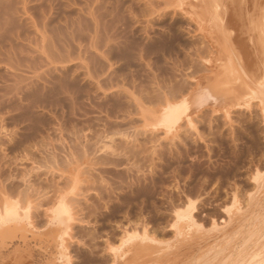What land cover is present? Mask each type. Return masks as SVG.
Masks as SVG:
<instances>
[{
  "label": "rangeland",
  "instance_id": "obj_1",
  "mask_svg": "<svg viewBox=\"0 0 264 264\" xmlns=\"http://www.w3.org/2000/svg\"><path fill=\"white\" fill-rule=\"evenodd\" d=\"M23 5L26 14L22 15ZM4 7H0V217L3 208L19 210L23 220L17 222L26 228L16 237L13 234L15 245L24 234L40 263L66 251L72 264H181L183 260V264L191 260L201 264L205 256L207 264H214L207 259L214 255L217 260L219 252L208 258L213 249L209 238L212 245L222 240L220 232L213 239L215 233L210 231L214 224L221 228L228 223V214L242 219L248 215L240 234L252 233V244L257 239L258 246L264 243V97L256 93L264 85L260 39L264 0H13L16 14L6 11L11 16L3 14ZM17 32L20 38H11ZM238 49L247 54L250 91L245 78L239 81L232 74L231 68L238 64L233 51ZM50 51L56 52L57 61L61 58L60 68L56 65L61 71L57 70L67 80L60 89L50 90L51 85L43 92ZM25 73L30 75L26 78ZM59 74L54 72V78ZM30 76H35L33 82ZM233 91H247V99L260 97L254 101L250 97V105L227 114L224 98ZM185 98L199 100L191 122H178L167 133L154 125L159 132L152 136L151 125L168 106ZM41 194L48 196L41 207L49 211L44 209L48 215L38 217V222L31 213ZM63 201L73 205L69 213L74 218L70 215L67 231L61 230L66 233L57 231L62 238L56 233L59 243L67 246L63 249L59 244L62 253L50 240L53 230L47 222ZM250 206L251 212L245 214ZM237 211H244L243 216ZM186 212L196 221H188L195 227L187 228L194 236L184 230V218L183 223L177 219ZM254 218L258 220L253 222ZM250 224L254 227L249 231ZM177 227L185 242L199 231L203 239L202 234L209 235L204 249L180 252L190 262L179 253V257L163 256V246L170 250L175 242L177 248L185 243ZM144 238L148 242L152 238L151 249L159 245L154 252L162 249L161 254L142 248ZM11 248H1L0 259L6 255V261L18 260L19 252ZM66 253L60 260L67 259ZM241 254L235 256L240 257L238 262L245 257Z\"/></svg>",
  "mask_w": 264,
  "mask_h": 264
},
{
  "label": "bare ground",
  "instance_id": "obj_2",
  "mask_svg": "<svg viewBox=\"0 0 264 264\" xmlns=\"http://www.w3.org/2000/svg\"><path fill=\"white\" fill-rule=\"evenodd\" d=\"M12 1L13 0H1L0 2H3V3H0V7H4L3 9H2V11H3V14L4 15H10V13H7L8 12V10L10 11L11 10V12H12V7H11V5H12ZM22 3H23V1H21ZM25 3V2H24ZM25 5V4H24ZM23 5V7H22V10H19V12L20 11H22L21 12V14L23 15L24 13L26 14V9H25V6ZM11 7V8H10ZM21 9V8H20ZM7 11V12H6ZM4 12H6V14L4 13ZM24 12V13H23ZM226 12H228L227 10H226ZM12 14L14 15V14H16V13H13L12 12ZM8 15V16H9ZM21 15V16H22ZM8 16H4L5 18H7ZM11 16V15H10ZM14 17V16H13ZM9 18V17H8ZM8 18H7V20H8ZM10 19V18H9ZM221 19V18H220ZM11 20H12V18H11ZM9 21V20H8ZM11 21H9V23H10ZM229 22V21H228ZM12 23V22H11ZM222 23V22H221ZM264 27V20H263V25H262V28ZM35 28H36V26H35ZM261 28V29H262ZM36 30V29H35ZM227 30V29H226ZM247 31V30H246ZM36 32L37 33H39V30H36ZM41 33V32H40ZM43 33L44 32H42V34H40V36L42 35V38H41V40H44V39H46V37L43 35ZM46 33V32H45ZM236 33V32H235ZM240 33V32H239ZM19 34H21V33H19ZM18 34V32L16 33V36H13V37H11V38H14V37H17V38H20V36L21 35H19ZM260 34V33H259ZM39 35V34H38ZM46 35H47V33H46ZM9 36H10V34H9ZM39 36V37H40ZM230 36V35H229ZM47 37H49L48 35H47ZM253 38V37H252ZM239 39V38H238ZM260 39H262V41H263V43H264V32H263V37H260ZM48 40H50L49 38H48ZM227 40H229V38L227 39ZM240 41H242L241 39H240ZM42 42H44V41H42ZM237 42V41H236ZM239 42V41H238ZM241 43V42H240ZM249 43V42H248ZM231 44V43H230ZM263 46V45H262ZM230 47H231V45H230ZM248 47V46H247ZM246 47V48H247ZM53 50V49H52ZM245 51V50H244ZM243 50H241V49H238V50H234L233 51V56L235 57V59H236V63H237V61H238V64H236V67H235V63L234 62H232L231 64H233L234 65V68H231V70H233L235 73H232V74H235L236 76H237V80H239V81H242V80H244L243 78H245L246 80H247V83H246V85H247V87H248V90H249V87H250V83H252L250 80H249V77H250V75L249 74H251V73H249L248 74V68H250L249 67V64L248 63H246V59H247V54H246V51L244 52ZM50 52H52L51 54H48V55H46V59L47 60H45L46 62H44V63H46V64H44L45 66H46V68H44L46 71H47V77H45L44 78V81L42 82V86H43V88H41L42 89V91L44 90V89H47V87L49 88L51 85H53V86H51V88H50V90H56V89H60L61 87H62V85H63V82L64 81H66L67 80V78H65L66 80H64V78L62 77V75L60 76V72H59V66L60 65H58L57 64V62H59V64H60V62L62 61H60V59H59V61H57L56 59H55V57H56V52L55 51H50ZM53 52L55 53V55L53 56ZM259 54V53H258ZM59 54L57 53V56H58ZM249 55V54H248ZM250 55H251V53H250ZM60 57V56H59ZM59 57H57V59L59 58ZM249 57V56H248ZM260 61V60H259ZM253 63V62H252ZM56 65H58V67L56 66ZM96 65V64H95ZM232 65V66H233ZM65 67V66H64ZM35 68V67H34ZM33 68V69H34ZM57 68L59 69V70H57ZM32 69V68H31ZM62 69H66V68H62ZM24 71H25V69H23ZM35 70V69H34ZM58 71V76H56V77H58L57 79H55L54 78V76L55 75H53L54 74V72H57ZM91 70V69H90ZM250 70V69H249ZM262 70V69H261ZM28 71V70H27ZM61 71V70H60ZM255 71V70H254ZM17 72H19V71H17ZM30 72H32V71H30ZM64 72V71H63ZM91 72H93V71H91ZM20 73V72H19ZM35 75H36V73H37V71L36 72H33ZM65 73V72H64ZM28 75H30L29 73H27ZM27 74L25 73V75H23L22 74V76H24V77H26L27 76ZM71 74V73H70ZM18 75H20V74H18ZM33 75V74H32ZM38 75V74H37ZM37 75H36V77H37ZM42 75V74H41ZM38 76H40V74L38 75ZM28 77V76H27ZM26 77V78H27ZM31 78L33 77H35V76H30ZM44 77V76H43ZM42 77V78H43ZM65 77H66V75H65ZM33 78H32V82H33ZM252 78V77H251ZM40 80V79H39ZM43 80V79H42ZM41 80V81H42ZM40 81V82H41ZM69 81V80H68ZM37 82H38V80H37ZM39 82V83H40ZM260 82V81H259ZM262 82V81H261ZM15 83V82H14ZM264 83V82H263ZM262 83V84H263ZM25 84V83H24ZM36 84V83H35ZM66 84H68V83H66ZM259 84V83H258ZM258 84H256V86L258 85ZM261 84V85H262ZM19 85V84H18ZM26 85V84H25ZM22 86V85H21ZM27 86V85H26ZM31 86H32V84H31ZM68 86V85H67ZM259 86V85H258ZM19 87V86H18ZM41 87V86H40ZM253 87V86H252ZM27 88V87H26ZM38 88V87H37ZM64 88H65V86H64ZM68 88V87H67ZM254 88V87H253ZM258 88V87H257ZM40 89V88H39ZM256 89V88H255ZM261 89L264 91V85L261 87ZM37 90V89H36ZM49 90V91H50ZM259 90V89H258ZM261 90V91H262ZM26 91V90H25ZM38 92H39V90H37ZM42 91H40V93L42 92ZM46 91V90H45ZM250 91V90H249ZM252 92H249V93H254V95L257 93V95H260V96H262V97H260V96H257L256 95V97H254L253 95L252 96H250V97H252V99H253V101L257 98V97H260L261 99L264 97L263 95H264V93H261V91H260V93L257 91L256 93L253 91V90H251ZM262 91V92H263ZM44 92V91H43ZM51 92H53V91H51ZM35 93H37V92H35ZM39 93V94H40ZM38 94V93H37ZM44 94V93H43ZM42 95V94H41ZM249 95V94H248ZM249 96H248V99H247V91H244V92H238V91H233V92H231V94H230V96H228V97H225L224 98V101H226V108H227V114L229 113V112H231L232 110H234V109H242V107H244V105H246L249 101V98H250ZM40 98V97H39ZM251 99V98H250ZM252 99H251V101H252ZM168 101V100H167ZM199 100H193V99H187V98H185V99H183V100H181V101H179V103H174V104H170L171 105V107H167V110L166 111H164V113L162 114V116L160 115V120H158L157 119V117H156V119L158 120L156 123H154V124H152L151 125V127L153 128L154 127V125H156L155 126V128L157 127V126H162L163 128H161V129H165L166 131V133L167 132H169L170 131V129H172V127L174 126V125H178V122L180 123L181 121H183V120H188L189 121V123L191 122V113L193 112V110H194V108H195V106L199 103L198 102ZM252 101V102H253ZM263 101V100H262ZM249 104V103H248ZM247 104V105H248ZM252 104V103H251ZM174 105V106H173ZM250 105V104H249ZM253 105V104H252ZM248 107V106H247ZM246 107V108H247ZM165 110V109H164ZM264 112V111H263ZM154 120H155V118H154ZM187 121V122H188ZM264 123V122H263ZM158 124V125H157ZM155 128H153L154 129V131H150L151 132V134H152V136H154V135H157L158 133H156V132H159V131H156L155 130ZM152 130V129H151ZM158 130H160V129H158ZM156 131V132H155ZM161 132V131H160ZM172 132V131H171ZM156 137V136H155ZM22 146V145H21ZM69 148V147H68ZM75 148H77V147H75ZM70 149V148H69ZM64 150V149H63ZM70 153H74V152H71V149H70V151H69ZM78 152H79V150H78ZM64 154V153H63ZM67 154V153H66ZM65 155V154H64ZM73 155H71V158H73L72 157ZM67 157H69V156H67ZM63 158V157H62ZM65 158V157H64ZM70 158V159H71ZM66 160V159H65ZM63 162H65V161H63ZM68 162V161H67ZM73 162H75L74 160H73ZM70 165V164H69ZM53 175V174H52ZM54 177V176H53ZM25 180V179H24ZM31 183V182H30ZM29 183V184H30ZM26 184H28V183H26ZM258 184V183H257ZM26 186V185H25ZM29 186V185H28ZM263 186H264V183H263ZM24 187V186H23ZM260 187V186H259ZM26 189H27V187H25ZM263 188V187H262ZM29 189V188H28ZM259 189H261V188H259ZM262 190V189H261ZM24 191V190H23ZM22 191V192H23ZM262 191H264V190H262ZM19 192V191H18ZM259 192H260V190H259ZM262 193V192H261ZM260 193V194H261ZM50 194V193H49ZM260 194H258L259 196H260ZM34 195V194H33ZM257 195V196H258ZM46 196H47V194H46ZM45 195H39L38 196V199L39 200H37V201H39V202H35L34 201V203H38L36 206H34L35 208H34V210H33V213H31L32 214V218H34L35 220H36V218H37V220H38V217H41L42 215H48L47 214V212L49 211V209H46V208H43V207H41L42 206V203H43V200H44V198L45 199H47V197H46ZM257 196H254V197H257ZM50 197V196H49ZM253 197V198H254ZM2 198V197H1ZM32 198V197H31ZM258 199H259V197H257ZM35 199H36V197H35ZM252 200V199H251ZM250 200V202L253 204V202H255V201H253V200H256V199H253L252 201ZM257 201V200H256ZM262 201H264V199H262ZM262 201H260V202H262ZM29 202V201H28ZM65 201H63L62 202V204L60 203V205H59V203H57L58 204V206L54 209V210H52V216L50 215L49 217H51L50 218V222H47V223H49V225L52 227V230H53V233L52 232H50L51 231V229L49 230V233H48V235H52L53 237H49V236H47L48 238H50V240H53V243L55 244V245H57V247H62L63 249H65L66 247L65 246H62L60 243H59V239L60 238H62L61 237V233L60 232H57V231H61V230H64V228H65V231H67L66 230V228L69 226V224L66 222L67 220H71L70 218H68L70 215H72V217H73V214L71 213H69V210H70V208L69 207H73V205H69V204H67V205H69V206H67L66 204H63ZM2 203H4V202H2ZM19 203V202H18ZM30 203V202H29ZM66 203V202H65ZM250 203V205H252ZM263 203V202H262ZM262 203H260L261 205H262ZM1 204V203H0ZM5 204V203H4ZM21 204V203H20ZM19 205V204H18ZM29 205V207H30V205L31 204H28ZM33 205V204H32ZM92 205V204H91ZM257 205H258V203H257ZM257 205H256V207H257ZM85 206V205H84ZM95 206V205H94ZM102 206V205H101ZM14 207V206H13ZM12 206H10V207H6V208H3V212H2V214H1V217H0V250H1V248H9V247H13V248H11V250L12 249H15L16 251H18L19 252V259L18 260H16V261H14V262H12V260H11V262L10 261H6V258L7 257H4V256H6V255H4L1 259H0V264H72L73 263V258L71 259L70 257L68 258V255H67V253H66V251L65 250H63L61 247H60V249H61V251L63 250V251H65L64 252V254L66 253V256H67V259L65 260V259H63V261L62 260H60V259H62V258H65L64 256V254L63 255H61L62 257H60V254H59V257L60 258H57V257H54V258H50V260H49V257H48V259L46 258V260H44V262L42 263H40V262H38V260L37 259H35V256H34V250L32 251V250H30V247L27 245L28 243L27 242H25V238H24V234H23V236H20V237H18V239H20V243L18 242V244H16L15 245V243H13L12 242V239H15V233L17 232V231H19V232H21L22 230H25L24 228H26V224L25 225H22V223L20 222V223H18L17 221L20 219L19 217H20V214H19V212L17 213V211H19V210H15L14 208H13ZM18 207V206H17ZM83 207V206H82ZM81 207V208H82ZM87 207V206H86ZM1 208H2V206H1ZM24 208V207H23ZM42 208H43V210H42ZM69 208V209H68ZM74 208V207H73ZM96 208V207H95ZM251 208V206L249 207V208H247V210L248 209H250ZM262 208H264V204H263V206H262ZM17 209V208H16ZM33 209V208H32ZM44 209H46V210H48L47 212L46 211H44ZM30 210H31V208H30ZM30 210L28 209V212L30 213ZM71 210H74V209H71ZM83 210V209H82ZM86 210V209H85ZM246 210V209H245ZM244 210V211H245ZM251 210L252 209H250V211H245V214L247 213H249V212H251ZM255 210H256V208H255ZM261 210H263V209H261ZM2 211V210H1ZM22 211V210H21ZM243 211V212H244ZM257 211V210H256ZM259 211V210H258ZM257 211V212H258ZM70 212H72V211H70ZM74 212V211H73ZM190 212V211H189ZM188 212V213H189ZM238 213H239V211H237ZM242 211L240 212L241 214H242V216H243V213ZM257 212H255V213H257ZM185 213V212H184ZM187 212H186V214H184V216H182L181 217V215H180V218L178 217L177 218V216H179V214L176 216V218L177 219H179V223H183L182 222V219L184 220V223L186 224V228L184 229V230H186V232H187V228L189 229L190 227H195V223H194V225H193V222H192V224H191V222L189 223L188 221H190L191 219L193 220V217L191 218V219H189V217H190V215L188 214ZM239 213V214H240ZM255 213H254V215H255ZM19 214V215H18ZM25 214H27V212L25 213ZM99 214V213H98ZM180 214H183V213H180ZM187 214H188V220L186 219V217H187ZM191 214V213H190ZM237 214V213H236ZM94 215V214H93ZM92 215V216H93ZM192 215V214H191ZM229 215V214H228ZM228 215H226V220H228L229 219V221H228V223H223V219H221V222L223 223V224H225V225H223L221 228H218L219 226H217L216 224H214V226H215V228H214V230H211L210 232L212 233L213 231H214V233H215V235H212L211 234V236H213L212 238L214 239V238H216V234L218 233V232H220V233H218V237H219V240H222V241H225L226 242V239L227 240H229L227 243H222V241H221V244H224L223 246H221V244L220 243H218V244H216V242H219L218 240L214 243V245H212L213 244V241L211 242V237L209 238V240H210V243H209V245L211 244V246L213 247V249L212 250H214V247L217 245H220L221 246V248H217V246L215 247V252H213L212 250H205L206 252L208 251L209 252V254L210 255H208V253H207V256H208V258H209V256H211L212 257V254H217L218 252V254H219V256L217 257V260H218V262H217V264H219V260L222 258V261H221V263L220 264H223V262H227V261H230L231 262V264H264V243L262 244V245H260V246H258L259 244H260V241L257 239L256 241H253V244H252V239L253 238H251V235H252V233H250V234H248V236H246V237H244L242 234H240V232L242 231L241 229H242V227H244L245 228V224H244V222H245V219H247V217H248V215H246V217L244 218V219H242V217L241 216H238L237 218L236 217H234L235 215H229V217L230 216H232V218H236V219H238V220H234V221H232L233 219H230L229 217H228ZM29 216H31L30 214H28V216L27 217H29ZM77 216V215H76ZM95 216V215H94ZM186 216V217H185ZM253 216V215H252ZM22 217V216H21ZM71 217V216H70ZM79 217V216H78ZM19 218V219H18ZM26 218V217H25ZM30 218V217H29ZM42 218V217H41ZM44 218V217H43ZM74 218V217H73ZM257 218H258V216H257ZM253 219V222H256L258 219ZM185 219L187 220V221H185ZM21 221L23 220L22 218L20 219ZM19 220V221H20ZM34 220V221H35ZM40 220H42V219H40ZM47 220H48V218H47ZM215 220V219H214ZM225 220V221H226ZM68 221V222H69ZM181 221V222H180ZM194 221V220H193ZM24 222V221H23ZM38 222H39V220H38ZM44 222V221H43ZM73 222V221H72ZM178 222V221H177ZM187 222H188V224H190L189 225V227H187ZM194 222H196V221H194ZM227 222V221H226ZM252 222V221H251ZM259 222V221H258ZM80 223V222H79ZM94 223V222H93ZM215 223V222H214ZM263 223H264V220H263ZM66 224H68L67 226H65ZM71 224V223H70ZM81 224V223H80ZM89 224V223H88ZM184 224V225H185ZM28 225H30V224H28ZM49 225H48V227H49ZM64 227H63V226ZM180 224H178V226H179ZM182 225V224H181ZM244 225V226H243ZM254 225V224H253ZM261 225H262V223H261ZM260 225V226H261ZM35 226V225H34ZM46 226H47V224H46ZM63 227L62 229L60 228L59 229V227ZM196 226H197V223H196ZM221 226V225H220ZM251 226H252V224H250V228L248 227V229H249V231L250 230H252V228L254 227H252L251 228ZM36 227V226H35ZM34 227V228H35ZM51 227H49V228H51ZM180 228H181V226H179ZM193 227V228H194ZM262 227V226H261ZM180 228H176V229H178L179 231H180V234H182V240L185 242V237H184V233H186V232H184V230H182V228H181V230L184 232V233H181V230H180ZM260 228V227H259ZM48 229V228H47ZM46 229V230H47ZM78 229V228H77ZM213 229V228H212ZM262 229V228H261ZM27 230V229H26ZM29 230H30V228H29ZM36 230V229H35ZM69 230V229H68ZM72 230V229H71ZM217 230V232H215ZM220 230V231H219ZM31 231V230H30ZM65 231H61V232H63V234H64V232ZM73 231V230H72ZM192 231V230H191ZM193 231H194V229H193ZM196 231V230H195ZM194 231V232H195ZM197 231H199V230H197ZM196 231V232H197ZM259 231V230H258ZM22 232H24V231H22ZM26 232V231H25ZM188 232H189V230H188ZM188 232H187V234H188ZM230 232V233H229ZM52 233V234H51ZM56 233H57V235H58V233H59V235L60 236H58V237H60L59 239H58V237H56L57 235H56ZM66 233V232H65ZM179 233V232H178ZM190 233V232H189ZM213 233V234H214ZM238 233V234H237ZM13 234H14V236H13ZM20 234V233H19ZM26 234V233H25ZM32 234V233H31ZM55 234V235H54ZM179 234V235H180ZM191 235L193 234V236H194V233L192 232V233H190ZM196 234V237H197V235H201V233H200V231H199V234H197V233H195ZM235 236H234V235ZM21 235V234H20ZM47 235V234H46ZM177 235V234H176ZM198 236V239L196 238H191L192 240H189L190 238L188 237V236H190V235H188V236H186V237H188V242L186 241L185 243H182L183 245L181 246V247H179V248H177L179 245L177 244V242H175L174 244L177 246H175V245H170V250H171V252H170V250L167 248H165L164 246L162 247V249H164L166 252H165V254H164V252H162L161 250L162 249H157V250H159L160 252L159 253H157V252H154V251H156V250H154V248L156 247V248H159V245L158 246H156L155 245V247L153 248V249H151L152 248V246L151 245H153V243H151V242H153V240L151 241V239H149L148 238V240H149V242L144 238V240H145V243H142V241L144 242V240H142V241H140V244L142 245L141 247L142 248H144V249H151V250H153V252L156 254L157 253V255L158 254H161V252L163 253V256L164 255H166V253H168V254H174L173 256H175L176 254H177V256H178V253H179V255H181L180 254V252H183V251H185V250H188V251H185V252H190L189 250H195L196 248H205V244H206V237H209V235L208 234H206V235H208V236H206L205 234H202V236H205V238L203 239V237H201V236ZM230 235H232V236H230ZM215 236V237H214ZM179 237H181V236H179ZM202 239H201V238ZM261 237V236H260ZM7 238H9L8 240H10L9 242H6L7 240ZM11 238V239H10ZM30 238H33V237H31L30 236ZM30 238H29V240H30ZM229 238V239H228ZM251 238V239H250ZM261 238H263V237H261ZM58 239V240H57ZM181 239H180V241H181ZM212 239V240H213ZM217 239V238H216ZM249 239H250V241H249ZM34 240V239H33ZM186 240H187V238H186ZM208 240V241H209ZM14 241V240H13ZM146 241L148 242V245H147V243H146ZM180 241H179V243H180ZM259 241V242H258ZM34 242V241H33ZM65 242V241H64ZM71 242H73V241H71ZM259 243V244H257V243ZM264 242V241H263ZM49 243V242H48ZM77 243V242H76ZM75 243V244H76ZM79 243V242H78ZM171 243V242H170ZM46 244V243H45ZM59 244H60V246H59ZM145 244V245H144ZM149 244H151V245H149ZM156 244V243H155ZM250 244V245H249ZM257 244V245H256ZM14 245V246H13ZM63 245H64V243H63ZM139 247H140V245L139 244H137ZM148 247H150V248H147V246ZM162 245V244H161ZM165 245V244H164ZM166 245H167V243H166ZM169 245V244H168ZM208 245V243H207V245H206V248L209 246ZM252 245H254L253 247H252V249L253 248H255L254 250H250V246H252ZM175 246V247H174ZM259 248H258V247ZM46 247V246H45ZM48 247V246H47ZM136 247V246H135ZM174 247V248H173ZM249 248V250L251 251V253H250V255L249 254H247V253H249V251H248V248ZM49 248V247H48ZM139 249V250H141V251H143V249ZM176 248V249H175ZM211 248V247H210ZM200 249V250H201ZM245 249H247V251L245 250ZM3 250V249H2ZM9 250L10 252H14V250ZM39 250V249H38ZM147 250H146V252H147ZM163 250V251H164ZM167 250H169V251H167ZM182 250V251H181ZM217 250H218V252H217ZM243 250L244 251H246L245 252V254L243 253ZM37 251V250H36ZM54 251V250H53ZM63 251H62V253H63ZM133 251H134V254H138V252H137V249L135 248L134 249V247H133ZM135 251H136V253H135ZM202 251V250H201ZM205 251H204V253H205ZM213 253H212V252ZM2 252V251H1ZM8 252V251H7ZM9 252V253H10ZM57 252V251H56ZM144 253H145V251H143ZM151 251L149 250L148 251V253H150ZM185 252H184V254H185ZM8 253V254H9ZM16 253V252H15ZM44 253V252H43ZM55 253V252H54ZM59 253H61L60 252V250H59ZM153 253V254H154ZM191 254L193 253V252H190ZM200 253V252H199ZM241 253H243L244 255H245V257L244 258H242L243 257V254H241ZM47 254V253H46ZM58 254V253H57ZM79 254V253H78ZM139 254H140V252H139ZM141 254H143V253H141ZM147 254V253H146ZM154 254V255H155ZM184 254H182L183 256H185ZM190 254V255H191ZM241 254V261H239L238 262V260H240L239 258L238 259H236V257H238L239 255ZM247 254V255H246ZM1 255V254H0ZM11 255V254H10ZM40 255H41V253H40ZM116 255V254H115ZM156 255V256H157ZM189 255V256H190ZM202 255V254H201ZM204 255H206V254H204ZM204 255H203V257H204ZM238 255V256H237ZM18 256V255H17ZM49 256V255H48ZM136 256V255H135ZM168 256H170V255H168ZM199 256H200V254H199ZM236 256V257H235ZM249 258H248V257ZM13 257H14V255H13ZM16 257V256H15ZM39 257V256H38ZM116 257V256H115ZM113 258L114 259V261H115V259H118V258ZM118 257H119V255H118ZM179 257V256H178ZM186 257V262H190V258L188 259V255H186L185 256ZM195 257V256H194ZM210 257V258H211ZM214 255H213V257L211 258V259H207V261H210V260H215L214 262V264H216V257H215V259H214ZM248 259H247V258ZM11 258H12V256H11ZM41 258V260H42V258H43V256L42 257H40ZM119 258H121V256L119 257ZM160 258V257H159ZM161 258H162V255H161ZM166 258V257H165ZM170 258V257H169ZM196 258H198V256H196L195 257V259ZM246 258V259H245ZM56 259V260H55ZM164 259V258H163ZM171 259V258H170ZM170 259H168V260H170ZM173 259H174V257H173ZM180 259H182L181 257H180ZM184 259V258H183ZM182 259V260H183ZM205 259H206V256L204 257V261L202 262L201 261V264L202 263H204L205 262ZM244 259L246 260V262H243L244 261ZM64 260H65V262H64ZM166 260H167V258H166ZM167 260V261H168ZM172 260V259H171ZM175 260V259H174ZM187 260H189V261H187ZM198 260L200 261L201 259H199L198 258ZM198 260L196 259V261L198 262ZM40 261V260H39ZM118 261H119V259H118ZM184 261V260H183ZM182 261V262H183ZM119 262H122V264H128L129 262H124V261H119ZM119 262H117L116 261V263H119ZM124 262V263H123ZM157 262V261H156ZM181 262V261H180ZM181 262V264H183ZM186 262H184V263H186ZM196 262V263H197ZM212 262V261H211ZM114 263V262H113ZM208 263V262H207ZM206 262L204 263V264H207ZM213 263V262H212ZM211 263V264H212ZM115 264V263H114ZM119 264H121V263H119ZM130 264V263H129ZM179 264V263H178ZM187 264V263H186ZM189 264V263H188ZM190 264H193V262H192V260H191V263ZM200 264V263H199Z\"/></svg>",
  "mask_w": 264,
  "mask_h": 264
}]
</instances>
